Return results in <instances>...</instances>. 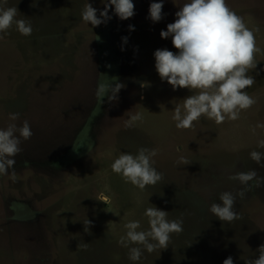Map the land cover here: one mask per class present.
Instances as JSON below:
<instances>
[{"label":"rangeland","instance_id":"rangeland-1","mask_svg":"<svg viewBox=\"0 0 264 264\" xmlns=\"http://www.w3.org/2000/svg\"><path fill=\"white\" fill-rule=\"evenodd\" d=\"M0 264H264V0H0Z\"/></svg>","mask_w":264,"mask_h":264}]
</instances>
